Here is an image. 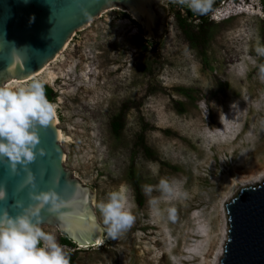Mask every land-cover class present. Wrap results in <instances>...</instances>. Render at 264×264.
<instances>
[{
  "label": "rangeland",
  "instance_id": "1",
  "mask_svg": "<svg viewBox=\"0 0 264 264\" xmlns=\"http://www.w3.org/2000/svg\"><path fill=\"white\" fill-rule=\"evenodd\" d=\"M156 1V38L139 30L125 9L107 8L42 73L1 84L15 89L38 80L52 89L64 166L94 194L104 235L97 246L72 239L74 245H65V232L41 225L71 252L70 264H219L226 204L242 187L264 180V81L258 76L264 58L254 51L264 46V0H221L209 14L202 49L178 22L188 18L195 27L199 18L174 0ZM161 178L184 195L162 200L158 213L142 185L155 188ZM117 189L125 191L135 223L113 240L96 204ZM168 207L177 209L174 222Z\"/></svg>",
  "mask_w": 264,
  "mask_h": 264
},
{
  "label": "water",
  "instance_id": "2",
  "mask_svg": "<svg viewBox=\"0 0 264 264\" xmlns=\"http://www.w3.org/2000/svg\"><path fill=\"white\" fill-rule=\"evenodd\" d=\"M220 1L215 0L213 6ZM107 8L125 9L146 36H158L156 0H0V85L38 73L62 52L76 31ZM38 131L37 149L43 147L45 155L37 151L27 170L17 166L18 174L0 163V189L6 192L0 212L7 210L14 216L22 211L15 201L24 206L38 203L30 199L29 191L54 189L62 203L55 210L47 205L41 209L42 225L60 229L84 248L101 243L104 235L94 216V194L64 166L56 117L52 125ZM29 170L35 189L27 185ZM226 212L229 235L219 264H264V180L242 187L226 204Z\"/></svg>",
  "mask_w": 264,
  "mask_h": 264
},
{
  "label": "clouds",
  "instance_id": "3",
  "mask_svg": "<svg viewBox=\"0 0 264 264\" xmlns=\"http://www.w3.org/2000/svg\"><path fill=\"white\" fill-rule=\"evenodd\" d=\"M186 6L197 15H207L213 10L215 0H174ZM165 4V0H160ZM85 16L89 15L83 9ZM258 57L264 58V46L254 49ZM258 76L264 81V64L258 65ZM55 110L45 95L44 84L33 80L26 87L15 89L0 85V163H7L18 174V165L27 170V165L36 158L37 151L45 155L40 143L39 128L52 125ZM27 185L35 189V177L29 170ZM153 191L160 193L152 196ZM143 194L148 197L149 207L160 212L162 200L180 198L181 193L174 182L161 178L155 188L142 185ZM6 192L0 189V200L5 199ZM32 201L38 203L24 206L22 201H15V206L22 208L16 215L7 210L0 212V264H70L68 253L58 243L56 235L46 232L41 225L45 222L41 209L46 205L50 210L58 209L62 200L54 189L46 191H29ZM102 218V226L108 239L118 240L135 223V216L126 203L125 191L117 189L107 194L106 199L96 204ZM167 219H177V209H166Z\"/></svg>",
  "mask_w": 264,
  "mask_h": 264
},
{
  "label": "trees",
  "instance_id": "4",
  "mask_svg": "<svg viewBox=\"0 0 264 264\" xmlns=\"http://www.w3.org/2000/svg\"><path fill=\"white\" fill-rule=\"evenodd\" d=\"M219 2H217L214 6L213 9L215 7H217ZM210 14V13H209ZM209 14L207 15H197L191 11L188 10V16L190 17H198L199 20L201 21V23L197 26H192L191 24H189L187 22L188 18H178V22H179V27L182 30V32L184 33V35L186 36V38L188 39L189 42L199 46L201 49L206 45V43L208 42V33H209V29L211 27L212 22L209 21ZM137 27L139 28V30L142 31L141 26L135 21L133 20ZM144 47V46H142ZM44 90H45V95L48 98V101L51 100V94H52V89L48 86H44ZM112 128L113 131L115 133H118L121 129H122V124L120 121V117L116 116L114 117L113 121H112ZM137 202L142 205L143 201L138 200L137 198ZM62 243H64L65 245H74L75 243L68 237H65L62 239ZM71 256V252H68V257L70 258Z\"/></svg>",
  "mask_w": 264,
  "mask_h": 264
},
{
  "label": "bare ground",
  "instance_id": "5",
  "mask_svg": "<svg viewBox=\"0 0 264 264\" xmlns=\"http://www.w3.org/2000/svg\"><path fill=\"white\" fill-rule=\"evenodd\" d=\"M254 9H255V7H253ZM257 14H259V13H257ZM67 46V45H66ZM47 65V64H46ZM45 65V66H46ZM44 68H42L38 73H36V74H34V75H32V76H30L29 78H27V79H23V80H31V79H33V78H35L37 75H39L40 73H42ZM15 80H17V79H13L12 81H15ZM23 80H17V81H23ZM55 117H56V113H55ZM58 121V119H57V117H56V122ZM61 137V136H60ZM226 210V209H225ZM226 215H227V212H226ZM227 232H228V230H227ZM229 234V233H228ZM228 234H227V238H228ZM227 238H226V242H227ZM97 246V245H96ZM225 247V246H224ZM223 253H224V248H223V252H222V256H223ZM222 258V257H221ZM221 260V259H220ZM219 263H220V261H219Z\"/></svg>",
  "mask_w": 264,
  "mask_h": 264
}]
</instances>
